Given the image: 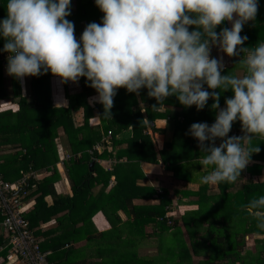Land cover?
I'll return each mask as SVG.
<instances>
[{"label":"trees","instance_id":"obj_1","mask_svg":"<svg viewBox=\"0 0 264 264\" xmlns=\"http://www.w3.org/2000/svg\"><path fill=\"white\" fill-rule=\"evenodd\" d=\"M7 2L8 0H0V21L7 16ZM261 2L263 3V0ZM103 15L95 0H72L71 15L66 19L73 23L83 18L89 23H102ZM223 27H228L226 21L217 26L216 31L219 32ZM190 30H194V26ZM81 31L75 27V33ZM241 35L248 37L243 47L252 48L259 43H264L263 16L258 13L254 21L247 22ZM4 43L5 40L0 35V50L3 49ZM242 57L243 53L233 56L232 66L225 65L222 74L227 75L230 72L242 74L243 69L236 65ZM50 76V71L40 76H32L29 92L31 98H29L22 94L20 80L5 73L0 65V101H13L17 98L15 101L19 104V109L15 112L11 109L0 111V151H3L2 146L7 143L14 144V150L3 154V163L0 153V172L6 179L17 180L35 170L43 168L51 170L50 174L41 178L30 175L23 189L26 192V200L36 199L35 205L29 207V211L25 213L32 227L35 228L42 220L49 221L53 217L58 219L57 227H50L43 231L48 238L41 242L44 249L52 250L51 260L55 264H107L109 262L107 260L91 261L86 256L81 259L80 250L75 244L84 238L88 240L87 246H90V243L93 244L96 234L91 233L88 224L98 211H103L112 221V229L116 227V221L111 219V213H114L118 221H121L117 213L119 209L125 210L130 215L131 221L125 222L124 227H128L129 232L134 235L133 239L128 238L130 241L125 239L123 246L137 244L143 240L146 236L144 230L148 224H154L160 232L174 229L166 240L168 244L176 246L169 249L165 245L162 248L164 254L150 260L142 258L138 264H155L159 260L162 264H191L192 255L187 254L190 247H194L192 251L195 254L201 251H206L205 254L209 252L208 258L199 260L200 264H264V236L256 240L258 244L256 252L249 250L246 255H243L246 249L245 233L264 234V230L257 228V221L246 210V205L252 199L264 196V179L254 180L253 178L264 168V164L256 161V158L264 160V138L261 139L258 136L252 142V147L259 146L261 151L252 154L253 163L245 168L250 174L246 180H241L240 176L235 183L221 182L218 184L219 190H214L212 193L208 192L207 184H203L199 190L185 191L187 195L192 194L194 198L183 202L198 204L197 210L201 214L200 219L196 218L199 220L195 221L193 218L185 220V227L192 243L190 245L179 232L178 217H176L172 197L169 196L167 183L180 179L197 180V176H193L192 173L200 168V164L194 162L198 161L204 153L200 152L198 140L188 132L193 123L207 122L209 125L214 123L218 109H212L213 99L208 100L202 116L180 118L172 113V108L176 105L180 108L185 106L175 95L166 98L163 105L158 110H154L152 106L157 104V101L148 96L147 88H142L139 96L137 93L128 92L125 88H119L111 109L112 116H105L101 103L95 101L91 105L87 100L97 92L88 86L90 82L86 77L81 79L80 92L70 95L67 91L70 100L67 106H53L50 95L45 96L46 88H49ZM7 79L11 81L8 87ZM205 88L207 89V85ZM66 90H68L67 87ZM215 91L220 92V106L226 105V98L234 96L230 89L223 92L220 89ZM139 99L146 104V115L142 113ZM95 106L100 108L101 128L91 126L89 123ZM79 108L84 109V122L76 126L73 115ZM157 118L167 119L166 128L163 130L166 139L162 148L154 144L148 133L149 127L158 131L154 126V120ZM145 119L148 121L147 124ZM232 128L241 130V122L237 120ZM127 130H132V134L121 136ZM228 135L232 136V133L229 132ZM63 138L70 146L69 157L66 155L65 157L72 158L66 164L72 194L58 193L56 190V182L62 177L56 165L61 158L58 145L59 143L63 145ZM99 142L104 148L101 152L95 148ZM221 142L222 140L217 138L216 145L219 146ZM186 143L193 146V160H182ZM98 157H112L117 161L113 168L106 169L95 160ZM124 158L126 161L137 160L150 163H157L161 159L170 174L168 178L159 179L158 184L161 185L162 192H158L159 187L155 188L147 181L142 171L125 174L123 172L125 164L122 162ZM112 175L115 176V184L108 190ZM97 186L99 188L95 189ZM49 194L52 196L51 203L46 199ZM155 196L159 197L158 203H134L136 198H154ZM220 218L223 223L218 228L216 223ZM205 224H208L206 228ZM199 230L204 231L203 239L206 243L194 244V242H200L195 241ZM214 232L215 236L212 237ZM36 233L39 238L44 236L40 231ZM220 235L224 239L223 242L217 238ZM5 253L6 251L0 254V264H4L2 258ZM122 264L132 263L122 262Z\"/></svg>","mask_w":264,"mask_h":264},{"label":"clouds","instance_id":"obj_2","mask_svg":"<svg viewBox=\"0 0 264 264\" xmlns=\"http://www.w3.org/2000/svg\"><path fill=\"white\" fill-rule=\"evenodd\" d=\"M71 2L8 0L7 16L0 21L8 75L23 81L50 71L63 83L86 77L105 116H112L119 88L137 94L147 88L157 101L154 110L173 95L197 110L211 98L212 109H218L214 123H193L188 132L204 153L194 163L211 169L200 177L202 184L235 183L252 154L261 151L252 140L264 138V43L243 47L248 37L241 35L256 19L258 0H95L104 13L102 23L87 24L79 40L66 19ZM224 21L231 28L217 32ZM212 45L229 57L243 53L236 64L242 74H222L223 57H211ZM216 89L234 93L226 107L220 106ZM237 120L244 135L229 136ZM246 210L264 230V196L252 199Z\"/></svg>","mask_w":264,"mask_h":264},{"label":"crops","instance_id":"obj_3","mask_svg":"<svg viewBox=\"0 0 264 264\" xmlns=\"http://www.w3.org/2000/svg\"><path fill=\"white\" fill-rule=\"evenodd\" d=\"M258 4H259V9H258V13L260 14V16L262 15L264 18V0L263 3L261 2V0H258ZM261 10V11H260ZM257 13V15H258ZM75 17V16H74ZM89 24V21L87 19H81L79 22L74 23L76 29H78V31H81L82 29H84L85 25ZM226 24L228 26V28H231V23L226 21ZM211 57H215V58H220L223 57V62L224 65H228V66H232V57H229L226 53L222 52L218 46L216 45H212L211 46ZM6 78V77H5ZM81 79H83V77H81L79 79L78 83H73L71 81H69L68 83H63L61 78L59 76H55L51 73V76L49 77V88H46V92L45 96L47 94L50 95V99L52 101L53 106H67L70 102L69 98H68V94L67 91H69L70 95L76 94L78 92L81 91L82 89V83H81ZM31 80H32V76H26L23 78V81L20 80V85H21V92L23 95L31 98V94L30 92V86H31ZM10 82L8 79L6 80V86H10ZM7 86V87H8ZM66 87L68 90H66ZM10 88V87H9ZM98 95V93H95L94 96L92 97H88V102L92 105L95 100H93L92 98L96 97ZM139 96V94H138ZM17 99V98H16ZM14 99L12 100H8L7 102H2L0 101V111H6V110H12V112H15L16 110L19 109V104L18 102H16ZM100 104V103H99ZM139 104L141 105V109H142V113L143 114H147L146 112V104L139 99ZM165 107V106H163ZM221 107H226V105H221ZM173 112L174 114L178 115L180 118L183 116H190V117H199L202 116L204 114V109L202 110H197L196 106L193 105L191 107H177L173 106ZM218 112V110H217ZM74 124L76 126H79L81 124H83L84 122V109L83 108H79L77 111H75L74 113ZM89 123L91 126H96V127H102L101 124V120H100V108L98 106H95L94 109V114L90 116L89 118ZM153 123V122H152ZM167 125V119L165 118H157L154 120V126L158 129V131H155L153 128L149 127L148 129V133L150 134L152 140L154 141V144L158 147V148H162L163 144H164V140L166 139V134L163 133L164 129L166 128ZM235 129V128H232ZM238 130V129H237ZM240 131V136L244 135V133L241 130ZM60 132L63 133L62 129H60ZM132 134V130H127L124 131L121 136H129ZM262 139V137H260ZM61 139V138H59ZM64 141V142H63ZM63 145L61 146L59 143V153L61 155V158L58 160L57 162V169L60 172V174L62 175L61 179L59 181L56 182V190L57 192H62L65 194H72V187H71V183L69 181V175L67 172V168H66V164L67 162H69L70 160H72V158H66L65 155L67 157H69L70 154V146H68L63 138ZM254 141V139L252 140V142ZM252 142H251V146H252ZM98 143V142H97ZM96 144V143H95ZM99 144H101V148L97 151L101 152L104 150L103 145L101 142H99ZM13 145L12 143H7L5 145H3L2 147L4 148L3 151L1 150L0 153L2 154V163L3 161V154L6 152H10L13 149ZM14 150V149H13ZM194 159V150H193V146L190 143H186L184 146V153L182 154V160H193ZM97 162H99L102 166H104L106 169H110L113 168L114 164L116 163V159L112 158V157H98L95 159ZM199 160V158H198ZM256 161L258 163L264 164V160H258V158H256ZM125 164V168L123 169V172L125 174H130L132 172H144L145 176L147 178V181L151 184L154 185L155 188L161 189L158 182L159 179H163V178H168V176H170L168 170L164 167V162L160 159L159 162L157 163H150V162H142V161H137V160H133V161H126V158L123 159L122 161ZM128 163V164H127ZM253 163V158L250 159V162L247 166L251 165ZM127 164V165H126ZM203 166L200 165V168H198L197 170H195L192 174L193 176H197L196 177V181H192V180H184V179H180L178 181H170L169 183H167L168 189H169V196L172 197V203H173V207L175 208V212H176V217H178V226H179V232L182 233V236L184 237V239L190 243V237H189V233L187 232V229L185 227V220H188L187 218H193V220H199L201 217V214L199 213L198 209V204L196 203H184V200H188V199H192L194 197H192L191 195H187L185 193L186 190H190V191H194V190H199V188L201 186H203L202 183H200V177L205 175L208 171H210L211 169H203ZM264 167V166H263ZM51 170L50 169H39V170H35L34 172H32V174H30L32 177L35 178H41L47 174H50ZM248 177H250L249 172L246 170L243 171V173L241 174V180H246ZM254 180H263L264 179V168L262 170V172L260 174H256L254 175ZM115 184V176L112 175L109 184H108V190ZM207 189L208 192L212 193L214 190H219L218 184L217 185H209L207 184ZM99 186H97L95 189H98ZM162 190V189H161ZM33 199V198H32ZM46 199L49 203L52 202V196L51 194L46 196ZM159 202V197L155 196L154 198H136L134 199V203L136 204H144V203H158ZM36 203V199L34 198L32 200V204L31 206H34ZM30 206V207H31ZM29 211V210H28ZM118 215L121 217V221H118V219L116 218V215L114 213H111V219L115 222L116 221V227H114L112 229V221L108 219V216L103 212V211H98L93 217L92 220L90 221L89 225V229L91 231V233H95L96 234V238L95 241L93 242V244L90 243V246L88 243L87 239H81L80 241H78L75 245L76 247L80 250V258L82 259L84 256H86L88 259H90L91 261L93 260H107L109 262H107V264H122V262H127V263H140V260L142 258H147V259H152V258H157L158 256H160L162 253L164 254V248L165 247V242L167 241V237H169V235L171 234L172 230H174L173 228H170L168 230H165L163 232H160L159 229L157 228V226H154V224H148L145 227V234L146 236L143 238V240L139 241L137 244L134 243L132 245H126L123 246V241L125 239L128 238H132L133 233L129 232L128 227H124V223L125 222H129L131 221V217L130 215L123 209H119L117 211ZM61 215V213H60ZM199 218V219H196ZM192 220V221H193ZM58 223V219L53 217L52 219H50L49 221H40L38 225L35 226V229L37 232H41V234H43V231H46L48 228H55L57 227ZM190 223V222H189ZM223 221L220 220L216 223V226L219 228L220 226H222ZM81 224V223H80ZM243 225H245V223H243ZM124 227V229H119V227ZM208 226V224H205L204 227L206 228ZM110 231V232H109ZM160 232V233H159ZM216 232V231H215ZM215 232L212 234V237H214ZM44 236H42V241L46 240L47 234L45 235V233L43 234ZM198 237L195 241H200L194 244H200L201 242H205L206 241L203 239V235H205L203 230H199V233L197 234ZM264 236L263 233H259V232H247L245 233V240H246V249L243 252V255H246L247 251H249V249L251 248H256L255 250H252L254 252L257 251L258 248V244L256 242V240L258 238H262ZM219 241H222L224 239H222V235L217 237ZM204 240V241H203ZM128 241H130V239H128ZM132 241V240H131ZM252 241V242H250ZM254 244L256 245V247H252L254 246ZM250 247V248H249ZM194 247H190L189 252H187L188 255H192L193 258V262L191 264H200L199 260H204L205 258H208V253L205 254V252L201 251L199 254H195L192 250ZM93 254V256H91ZM120 261V262H119ZM145 264V263H143ZM146 264H152V263H146ZM155 264H162V261L159 260L158 262H155ZM187 264V263H185Z\"/></svg>","mask_w":264,"mask_h":264},{"label":"built area","instance_id":"obj_4","mask_svg":"<svg viewBox=\"0 0 264 264\" xmlns=\"http://www.w3.org/2000/svg\"><path fill=\"white\" fill-rule=\"evenodd\" d=\"M84 29L75 33L77 40ZM8 55V52L0 50V65L5 73ZM230 132L240 136V131L236 129H231ZM95 148L99 150L101 144ZM30 174L32 172L17 180H11L6 179L0 172V254L6 251L2 258L4 264H55L51 260L52 250L42 247V239L25 215L32 204V201L25 199L26 192L23 189ZM158 192H162L161 189Z\"/></svg>","mask_w":264,"mask_h":264},{"label":"rangeland","instance_id":"obj_5","mask_svg":"<svg viewBox=\"0 0 264 264\" xmlns=\"http://www.w3.org/2000/svg\"><path fill=\"white\" fill-rule=\"evenodd\" d=\"M45 88H46V85H45ZM233 136V135H232ZM167 242V241H166ZM165 242V243H166ZM250 242H252V241H250ZM166 245V247L167 248H169V249H171L173 246H176L175 244H168V242H167V244H165ZM252 247H256V245L254 244V246H252ZM250 248V247H249ZM256 248H251V249H249V250H255Z\"/></svg>","mask_w":264,"mask_h":264},{"label":"water","instance_id":"obj_6","mask_svg":"<svg viewBox=\"0 0 264 264\" xmlns=\"http://www.w3.org/2000/svg\"><path fill=\"white\" fill-rule=\"evenodd\" d=\"M93 164V162L91 163V165Z\"/></svg>","mask_w":264,"mask_h":264}]
</instances>
